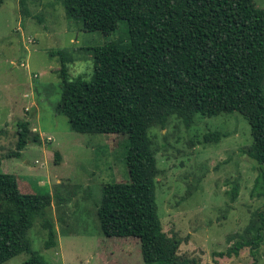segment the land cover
I'll use <instances>...</instances> for the list:
<instances>
[{"label": "rangeland", "instance_id": "obj_1", "mask_svg": "<svg viewBox=\"0 0 264 264\" xmlns=\"http://www.w3.org/2000/svg\"><path fill=\"white\" fill-rule=\"evenodd\" d=\"M256 3L264 9V0ZM128 32L127 21L109 35L86 31L81 19L66 17L63 0H6L0 8V128L5 130L0 172L17 175L31 192L52 196L58 246L45 248L40 220L28 237L33 250L54 264H145L138 238L108 237L98 218L104 184L129 180L130 136L76 132L56 110L61 62L52 53L64 49L74 54L70 78L91 81L94 48L124 44ZM24 120L41 141H31L21 156H9L16 148L18 122ZM216 131L223 134L220 140L205 139ZM149 134L160 170L159 213L164 231L181 240L180 254L201 264H264V241L255 255L248 246L238 255H221L247 239L264 212L249 121L237 111L197 114L187 126L173 115ZM29 257L22 252L4 264H24Z\"/></svg>", "mask_w": 264, "mask_h": 264}, {"label": "trees", "instance_id": "obj_2", "mask_svg": "<svg viewBox=\"0 0 264 264\" xmlns=\"http://www.w3.org/2000/svg\"><path fill=\"white\" fill-rule=\"evenodd\" d=\"M6 0H0V8ZM66 17L81 19L83 29L109 35L128 23V42L94 48L91 81L71 79L75 55L56 50L61 67V97L56 110L79 133L130 136L127 181L104 184L98 218L108 237L139 239L145 264H201L180 254L181 240L164 231L156 196L160 172L149 130L165 127L173 115L191 126L197 114L241 113L250 123V154L258 164L256 187L264 197V9L256 0H63ZM31 122H18L16 148L21 156L41 134ZM5 133L0 128V138ZM221 132L205 139L220 140ZM57 158L60 154H56ZM1 164V158H0ZM18 176L0 172V264L22 252L24 264H54L34 251L29 230L40 220L45 248L58 246L50 194L29 191ZM238 186L232 190V199ZM264 241V212L247 239L221 255Z\"/></svg>", "mask_w": 264, "mask_h": 264}]
</instances>
